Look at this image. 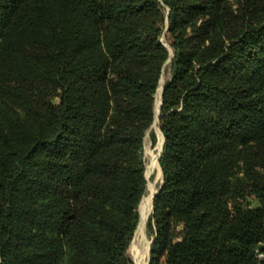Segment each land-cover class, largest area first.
Instances as JSON below:
<instances>
[{
    "label": "trees",
    "instance_id": "1",
    "mask_svg": "<svg viewBox=\"0 0 264 264\" xmlns=\"http://www.w3.org/2000/svg\"><path fill=\"white\" fill-rule=\"evenodd\" d=\"M166 61L147 264H264V0H0V264H133Z\"/></svg>",
    "mask_w": 264,
    "mask_h": 264
},
{
    "label": "rangeland",
    "instance_id": "2",
    "mask_svg": "<svg viewBox=\"0 0 264 264\" xmlns=\"http://www.w3.org/2000/svg\"><path fill=\"white\" fill-rule=\"evenodd\" d=\"M164 39V38H163ZM170 77V68H169V61H166L162 70V74L159 78V82H158V86L160 88L159 91V95L161 94V88L164 84V82H166ZM158 86L155 92V99H154V116H155V103H156V94H157V90H158ZM159 101H160V96H159ZM158 107H159V102H158ZM157 113H158V108H157ZM156 113V114H157ZM150 132L154 133L156 139L155 142L152 143L151 142V138H150ZM161 143V133L159 132L158 129V124L156 123L155 119L153 120L152 124H151V128L146 132L144 138H143V145H142V162L144 164V175H145V180H146V192L145 195L142 197V199L139 202L138 205V213H139V218H138V222L140 219V211H139V206L142 202V200L150 193L151 189H153V193L158 190V186L160 185L161 182V173H160V168L158 165V160H157V154L159 151V146ZM154 156L157 166L152 167L151 166V155ZM145 210V209H144ZM151 212V207L149 212L147 213V217ZM147 217L145 219V223H144V239L142 242L137 241L134 243V246H136L134 249L131 246V243L134 239L135 236V232L133 234V237L129 243V246L127 248V255L128 257L131 259V261L133 262V264H135V252L140 254L142 252V250L144 249L145 246L149 247V242L151 241L150 235L148 234L147 230H146V220ZM137 222V225H138ZM137 227V226H136ZM136 230V229H135ZM145 257H143V259L145 260V263L147 264V260H148V248H147V254L144 255Z\"/></svg>",
    "mask_w": 264,
    "mask_h": 264
},
{
    "label": "bare ground",
    "instance_id": "3",
    "mask_svg": "<svg viewBox=\"0 0 264 264\" xmlns=\"http://www.w3.org/2000/svg\"><path fill=\"white\" fill-rule=\"evenodd\" d=\"M159 91H160V88L158 86V90H157V94H156V103H155V115L157 113V108H158V102H159V96H160ZM161 140H162V135H161ZM152 155H151V166L152 167H154V166L158 167L156 160H155L154 156H152ZM153 194H154L153 189H151L150 193L142 200V202L139 206L140 219H139V222H138V225L136 228L134 239L131 243V246L133 249L136 247V246H134V243L136 242V240L137 241H140V240L143 241V239H144V223H145V219L147 217V213L149 212L151 204H152V195ZM142 241H140V242H142ZM147 248H148V246H145L140 254L135 252V255H134L135 264H146L143 257H145L144 255L147 254Z\"/></svg>",
    "mask_w": 264,
    "mask_h": 264
},
{
    "label": "water",
    "instance_id": "4",
    "mask_svg": "<svg viewBox=\"0 0 264 264\" xmlns=\"http://www.w3.org/2000/svg\"><path fill=\"white\" fill-rule=\"evenodd\" d=\"M164 39H163V36L161 37V41H163ZM166 45V44H165ZM169 48V47H168ZM169 51H170V48H169ZM162 91H163V86H162V88H161V94H162ZM161 94H160V101H159V107H160V104H161ZM159 107H158V113L154 116V119H155V121H156V123H158V117H159ZM151 128V127H150ZM159 129V128H158ZM159 132H160V130H159ZM161 133V132H160ZM161 135H162V133H161ZM162 144H163V135H162V140H161V143H160V146H159V151H160V149H161V147H162ZM159 151H158V154H157V157H158V155H159ZM159 165V164H158ZM160 168V167H159ZM160 173H161V170H160ZM161 179H162V175H161ZM157 192V190L154 192V194L152 195V200H153V196L155 195V193ZM151 210H152V204H151ZM151 242V241H150ZM150 242H149V244H150ZM149 250H150V248L148 247V254H149ZM148 258H149V256H148ZM147 263H148V260H147Z\"/></svg>",
    "mask_w": 264,
    "mask_h": 264
}]
</instances>
